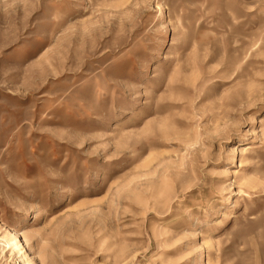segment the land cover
Listing matches in <instances>:
<instances>
[{
	"label": "rangeland",
	"instance_id": "obj_1",
	"mask_svg": "<svg viewBox=\"0 0 264 264\" xmlns=\"http://www.w3.org/2000/svg\"><path fill=\"white\" fill-rule=\"evenodd\" d=\"M0 264H264V0H0Z\"/></svg>",
	"mask_w": 264,
	"mask_h": 264
}]
</instances>
